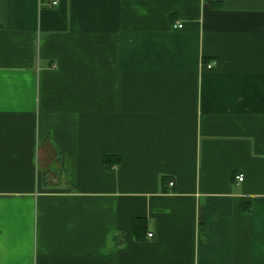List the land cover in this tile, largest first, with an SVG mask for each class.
<instances>
[{"label":"crops","instance_id":"0c3cea01","mask_svg":"<svg viewBox=\"0 0 264 264\" xmlns=\"http://www.w3.org/2000/svg\"><path fill=\"white\" fill-rule=\"evenodd\" d=\"M0 264H264V0H0Z\"/></svg>","mask_w":264,"mask_h":264},{"label":"built area","instance_id":"2783aa9c","mask_svg":"<svg viewBox=\"0 0 264 264\" xmlns=\"http://www.w3.org/2000/svg\"><path fill=\"white\" fill-rule=\"evenodd\" d=\"M57 4V1H52L51 2V5H56ZM174 28H181L182 27V25L181 24H174V26H173ZM206 67L207 68H210L211 67V65H206ZM242 179H243V175L242 174H240V175H238V176H236V180L237 181H242ZM173 185V181H170V182H168V186H172ZM152 234L150 233V234H148V236H151Z\"/></svg>","mask_w":264,"mask_h":264},{"label":"rangeland","instance_id":"374dc122","mask_svg":"<svg viewBox=\"0 0 264 264\" xmlns=\"http://www.w3.org/2000/svg\"><path fill=\"white\" fill-rule=\"evenodd\" d=\"M57 5V4H56Z\"/></svg>","mask_w":264,"mask_h":264},{"label":"trees","instance_id":"16d2710c","mask_svg":"<svg viewBox=\"0 0 264 264\" xmlns=\"http://www.w3.org/2000/svg\"><path fill=\"white\" fill-rule=\"evenodd\" d=\"M107 161V160H106Z\"/></svg>","mask_w":264,"mask_h":264}]
</instances>
